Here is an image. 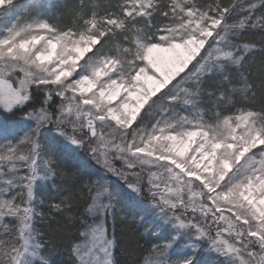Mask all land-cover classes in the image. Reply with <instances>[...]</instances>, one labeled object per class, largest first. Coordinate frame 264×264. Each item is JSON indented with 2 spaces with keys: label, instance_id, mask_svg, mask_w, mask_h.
Listing matches in <instances>:
<instances>
[{
  "label": "snow or ice",
  "instance_id": "6c2138e0",
  "mask_svg": "<svg viewBox=\"0 0 264 264\" xmlns=\"http://www.w3.org/2000/svg\"><path fill=\"white\" fill-rule=\"evenodd\" d=\"M264 264V0H0V264Z\"/></svg>",
  "mask_w": 264,
  "mask_h": 264
},
{
  "label": "trees",
  "instance_id": "16d2710c",
  "mask_svg": "<svg viewBox=\"0 0 264 264\" xmlns=\"http://www.w3.org/2000/svg\"><path fill=\"white\" fill-rule=\"evenodd\" d=\"M50 259L52 261V264H61L64 256H62L60 251H53L51 253Z\"/></svg>",
  "mask_w": 264,
  "mask_h": 264
}]
</instances>
